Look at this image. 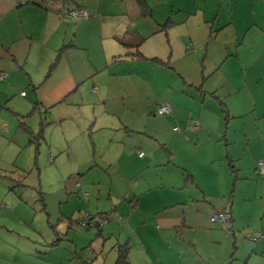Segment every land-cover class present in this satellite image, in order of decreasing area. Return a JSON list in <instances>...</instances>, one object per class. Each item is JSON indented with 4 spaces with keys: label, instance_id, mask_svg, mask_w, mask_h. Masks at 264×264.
I'll use <instances>...</instances> for the list:
<instances>
[{
    "label": "crops",
    "instance_id": "0c3cea01",
    "mask_svg": "<svg viewBox=\"0 0 264 264\" xmlns=\"http://www.w3.org/2000/svg\"><path fill=\"white\" fill-rule=\"evenodd\" d=\"M71 8L87 14L71 17ZM165 71L196 75L181 80V89L163 103L169 112L157 114L160 104L147 111V122L165 116L170 123L174 114L181 128L169 126L160 140L113 117L120 115L111 102L138 101V87L164 82ZM214 78L220 83L209 89ZM179 100H193L196 108L180 109ZM83 105H93V114H81ZM28 118L50 125L57 136L38 132L30 140L20 131L4 138L11 121L19 126ZM212 118L216 127L207 123ZM147 139L162 141L156 143L162 152L149 148ZM45 141L61 146L53 149L57 159L74 157L67 173L78 179L79 212L107 217L93 226L96 237L114 239L112 264L125 247L129 264L264 260V204L260 215L245 214L244 205L258 190L264 199V174L257 173L264 160V0H0V143L12 150L35 144L36 155ZM13 152L16 170L8 179L26 186ZM251 186L258 189L250 192ZM14 188L22 198L23 190ZM217 210L230 212V220L212 222ZM243 221L246 233L257 235L246 250L235 233ZM96 237L88 245L93 254L103 251ZM76 252L82 255L72 250L51 263L35 251L26 261L89 264Z\"/></svg>",
    "mask_w": 264,
    "mask_h": 264
},
{
    "label": "rangeland",
    "instance_id": "374dc122",
    "mask_svg": "<svg viewBox=\"0 0 264 264\" xmlns=\"http://www.w3.org/2000/svg\"><path fill=\"white\" fill-rule=\"evenodd\" d=\"M178 68L181 69V67ZM165 72H167L168 78L164 82L149 87H138L140 92L143 93V97L139 98L138 101L126 99L120 106H116L117 104H115V101L111 102V105H114L113 111H116V114L120 115L118 118L117 116L113 117H116V120L121 118L123 121H127L130 126L136 128L138 131H145L146 129L148 134H158L157 137L160 140L168 137L170 134L168 130L169 126L171 128L173 126L179 127L174 121V114L171 117L170 123L165 116H155L154 124L151 125L147 122L150 117H147L146 113L149 110L152 111L156 109L157 106L160 104L162 105L168 97H171V94L179 91L183 84L181 80H191V76L194 77L196 73L194 71H186L184 74H186L188 78H185V76L178 71ZM161 76V78H163V75ZM219 83L220 80L216 78L209 80V89H214ZM190 89L192 90V88H187V90ZM217 89L218 88L215 90L217 91ZM159 92L162 94L159 96L156 95V93ZM147 93L150 95L148 101L145 99ZM123 98L124 96L121 95V99ZM181 100L177 103L180 109H183L185 106L191 109L192 107L196 108L193 100L188 101L190 105H185ZM84 106L85 105H83V107ZM84 108L80 110L81 114H93V105ZM71 115L72 113L67 114L68 117ZM102 115L104 120H113V118H111L112 116L107 113H102ZM29 120L30 118L27 120L25 119L26 122L21 120V125L19 126L15 125L17 123L11 121L13 130L8 128L9 132L4 133L1 131V133L4 138L9 136L10 139H12L14 135L20 134V131L24 133L27 138L30 137V140L34 138V134L38 132L57 136L56 129H51L50 125L44 126L35 122L32 123V121ZM207 123L211 125V127H216L218 125L215 118L207 119ZM221 127L224 128L223 121ZM232 130L238 135L239 129L236 128L235 122L233 123ZM133 136L136 139L145 140L142 134L135 133ZM147 140V146L149 148L162 152V149L156 145V143L163 144L162 141L155 142L152 140L149 141V139ZM10 146L13 148L12 143ZM32 146L33 149L31 148V150L28 147L19 149L16 147L13 149L20 156L19 164L21 168H19L17 174L21 176L20 179L23 180V183L26 185L20 186L17 182L18 179H8V177H10V171L16 170L15 166L11 165L14 163L11 162V159L17 154L8 146L0 143V264H33V261H26V259L34 258L36 256L35 251H37L38 256L52 260L50 262L54 263L56 258L66 259L70 252L72 254V250L80 251L82 254L81 256L76 253L78 258L83 256L84 258L88 257V259H90L96 256V261H93L91 264H98V262L112 264L111 261L113 260L115 250L113 251V246L109 243L114 239L109 237L102 240L101 237L95 236V226L91 224L81 226L76 222L77 218L81 219L87 212H79L80 205L75 200L83 202L84 199L82 194L75 190V182H78V179L75 175L71 177V174L67 173L73 165V163L70 165V161L68 160L74 161V157H68V160L66 158L57 159L56 154H53V149H60L61 146H57V143L53 141L51 145H48V142L45 141V145L40 146L41 150L36 155V150L34 149L36 145L32 144ZM191 147H194V145ZM236 148L237 147H235V149ZM141 152L144 153L143 150H141ZM185 152L188 154L190 150ZM250 160L251 159L242 160L240 163L245 167L246 164L249 165L246 162ZM15 177L17 176L15 175ZM221 177L222 179L224 178L222 172ZM67 184L70 188L66 190ZM12 185L18 188L17 191L23 190L22 198L17 195L18 193L14 192L15 188L12 187ZM255 188L258 189V187L251 186L248 190L253 192ZM71 191L73 193H71ZM260 196L261 194L258 190L257 199H252L244 203V205L246 204V207H244L247 210L245 214L250 215L251 210L257 213V215L261 214L259 210L261 207L263 208L264 199ZM57 215L59 216L58 220L56 219ZM244 223L247 222L243 221L241 226L244 227L238 231L235 230L237 234L236 242L242 244L241 250H246L244 244L252 243L250 238L257 239V235L254 233H246L247 229ZM248 224L251 225V228L252 225H255L254 222H248ZM91 231L94 233L91 234ZM244 236L245 238H243ZM95 237L96 241L104 243L102 246L103 251H100L98 254H93L91 246H88L89 243L91 244L92 242L91 239ZM259 237L261 236H258V238ZM263 237L264 236H262L261 239ZM47 248L51 250L48 251L46 250ZM238 253L240 255V251H237V254ZM75 264H77V262H75ZM234 264L240 263L234 262ZM251 264H264V260L256 257L252 259Z\"/></svg>",
    "mask_w": 264,
    "mask_h": 264
},
{
    "label": "built area",
    "instance_id": "2783aa9c",
    "mask_svg": "<svg viewBox=\"0 0 264 264\" xmlns=\"http://www.w3.org/2000/svg\"><path fill=\"white\" fill-rule=\"evenodd\" d=\"M87 12L84 8H71L69 9V15L71 17H79L86 15ZM6 73L4 72L2 74V77H5ZM21 95H25V92H22ZM170 111V105L168 104H162L157 108V114L162 115ZM139 157H142L144 155L143 152L138 153ZM257 173L259 175L264 174V160H259L258 165H257ZM231 214L228 211L224 210H217L214 211L213 214L210 217V220L212 222H227L230 220ZM78 224L81 226H87V225H93V224H104L107 222V217L100 214V215H95V216H90L85 214L81 219L76 220Z\"/></svg>",
    "mask_w": 264,
    "mask_h": 264
},
{
    "label": "trees",
    "instance_id": "16d2710c",
    "mask_svg": "<svg viewBox=\"0 0 264 264\" xmlns=\"http://www.w3.org/2000/svg\"><path fill=\"white\" fill-rule=\"evenodd\" d=\"M45 1V0H43ZM37 4V3H36ZM170 110H171V106H170ZM157 112V110H156ZM78 220V218L76 219ZM93 225H96L98 227H100L101 225L100 224H93ZM121 249H122V246H121ZM78 254V252H76ZM118 259L116 260L115 264H129V261L127 259V248L125 247L124 249L120 250L119 251V254H118ZM95 258L96 256H94L93 258H90V262H88L89 264H91L93 261H95Z\"/></svg>",
    "mask_w": 264,
    "mask_h": 264
}]
</instances>
